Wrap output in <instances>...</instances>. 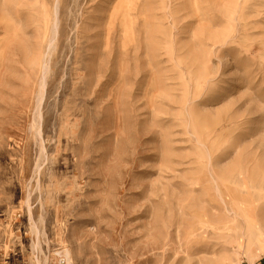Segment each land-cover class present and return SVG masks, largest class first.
<instances>
[{
	"label": "rangeland",
	"instance_id": "1",
	"mask_svg": "<svg viewBox=\"0 0 264 264\" xmlns=\"http://www.w3.org/2000/svg\"><path fill=\"white\" fill-rule=\"evenodd\" d=\"M257 221L264 0H0V264H263Z\"/></svg>",
	"mask_w": 264,
	"mask_h": 264
},
{
	"label": "bare ground",
	"instance_id": "2",
	"mask_svg": "<svg viewBox=\"0 0 264 264\" xmlns=\"http://www.w3.org/2000/svg\"><path fill=\"white\" fill-rule=\"evenodd\" d=\"M52 44V43H51ZM29 211V210H28ZM229 212V211H228ZM227 212V213H228ZM235 213V212H234ZM247 214H249V212L247 213ZM232 216V215H231ZM200 217V216H199ZM202 218V217H201ZM210 223V222H209ZM255 225H259L260 226V229H261V231L259 232V236H257V241H258V243L260 244V245H262V243H264V222H262V221H257V223H254ZM212 225H214V224H212ZM34 226V225H33ZM225 226V225H224ZM205 229V228H204ZM38 241V240H37ZM66 249V248H65ZM68 249V248H67ZM66 253V255H67V251H65ZM70 252V251H69ZM58 254V256H59V253H57ZM68 255H69V253H68ZM63 256V255H62ZM72 257V256H71ZM254 260V259H253Z\"/></svg>",
	"mask_w": 264,
	"mask_h": 264
},
{
	"label": "built area",
	"instance_id": "3",
	"mask_svg": "<svg viewBox=\"0 0 264 264\" xmlns=\"http://www.w3.org/2000/svg\"><path fill=\"white\" fill-rule=\"evenodd\" d=\"M56 264H66V259L65 258H62Z\"/></svg>",
	"mask_w": 264,
	"mask_h": 264
},
{
	"label": "crops",
	"instance_id": "4",
	"mask_svg": "<svg viewBox=\"0 0 264 264\" xmlns=\"http://www.w3.org/2000/svg\"><path fill=\"white\" fill-rule=\"evenodd\" d=\"M263 264H264V262H263Z\"/></svg>",
	"mask_w": 264,
	"mask_h": 264
}]
</instances>
